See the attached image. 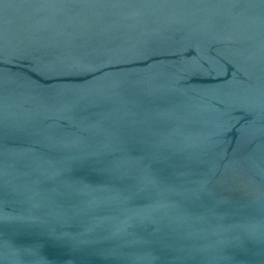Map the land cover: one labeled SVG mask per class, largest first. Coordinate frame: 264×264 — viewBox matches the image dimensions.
I'll return each mask as SVG.
<instances>
[{
  "label": "water",
  "instance_id": "95a60500",
  "mask_svg": "<svg viewBox=\"0 0 264 264\" xmlns=\"http://www.w3.org/2000/svg\"><path fill=\"white\" fill-rule=\"evenodd\" d=\"M0 264H264V0H0Z\"/></svg>",
  "mask_w": 264,
  "mask_h": 264
}]
</instances>
